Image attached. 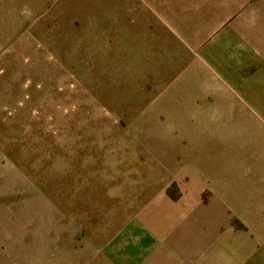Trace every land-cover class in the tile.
I'll return each instance as SVG.
<instances>
[{
	"label": "rangeland",
	"instance_id": "rangeland-1",
	"mask_svg": "<svg viewBox=\"0 0 264 264\" xmlns=\"http://www.w3.org/2000/svg\"><path fill=\"white\" fill-rule=\"evenodd\" d=\"M156 200L264 242V0H0V262L124 264Z\"/></svg>",
	"mask_w": 264,
	"mask_h": 264
},
{
	"label": "crops",
	"instance_id": "crops-1",
	"mask_svg": "<svg viewBox=\"0 0 264 264\" xmlns=\"http://www.w3.org/2000/svg\"><path fill=\"white\" fill-rule=\"evenodd\" d=\"M238 96L247 98L241 92ZM246 100L249 102V105L252 104L251 101ZM159 201L161 200L148 204L142 209L141 216H137L129 222L131 223L129 224V228L132 232L135 231L141 240L136 241L139 245L134 246L137 249L134 253H131L133 256L130 255L128 257L127 254L124 256V264H128L129 261L133 262V260L138 263L142 262V264H264V242L257 236L256 238H250L247 234L235 235L230 230H225L217 233L216 236L212 235L211 238L206 236V238L198 240L196 237L194 238V235L191 237V232L187 231V229L156 230L158 233L153 227L150 229L146 223L147 218L149 219V216L152 214L161 215L164 211L158 207ZM166 202L167 200L164 201V203ZM43 205L45 206V204ZM47 207L45 206L46 211L53 214L51 206ZM164 213L166 214V212ZM144 222L148 228H145ZM197 229H194L192 233L198 234ZM164 234L168 238L165 237L163 240L158 238V236H165ZM129 235L130 231H125L120 235L121 238L117 239L116 245L112 243L113 245L111 244V246H108L104 250L109 261L110 259L112 261L114 247L130 245L127 238ZM115 259L117 258L115 257ZM0 264L2 263L0 262Z\"/></svg>",
	"mask_w": 264,
	"mask_h": 264
}]
</instances>
